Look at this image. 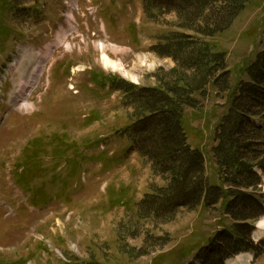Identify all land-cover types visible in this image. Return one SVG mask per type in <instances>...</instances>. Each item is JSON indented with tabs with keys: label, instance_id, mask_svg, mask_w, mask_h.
<instances>
[{
	"label": "rangeland",
	"instance_id": "374dc122",
	"mask_svg": "<svg viewBox=\"0 0 264 264\" xmlns=\"http://www.w3.org/2000/svg\"><path fill=\"white\" fill-rule=\"evenodd\" d=\"M219 1L179 2L150 17L144 0L0 3V264H198L223 252L224 232L235 230L242 247L257 251L246 264H264V237L246 219L264 218V93L250 75L264 71V0L221 13ZM103 52L123 69L104 65ZM32 72L38 80L23 91ZM123 82L138 89L130 95ZM169 92L185 94L181 122L189 145L206 156V188L221 185L229 200L211 187L203 200L166 201L170 162L154 166L132 152L133 121L150 116L152 94ZM153 121L142 125L155 128ZM229 137L249 169L240 186L215 157ZM39 139L44 172L30 189L21 185L26 198L9 170ZM43 182L40 199L48 201L35 209L34 187ZM182 252L191 261L177 259Z\"/></svg>",
	"mask_w": 264,
	"mask_h": 264
},
{
	"label": "trees",
	"instance_id": "16d2710c",
	"mask_svg": "<svg viewBox=\"0 0 264 264\" xmlns=\"http://www.w3.org/2000/svg\"><path fill=\"white\" fill-rule=\"evenodd\" d=\"M160 1L161 0H145L144 9L147 17H150L154 10H175L178 8L177 4L179 2H181L184 6H192L196 2L201 3L207 0H172V4L166 5H161ZM246 1L247 0H220L219 2L223 3H221L219 7V12L221 13L223 11L242 10ZM2 2L3 0H0V3ZM4 5L8 7V9L12 7L10 2H5ZM228 6H230V8ZM189 42L194 41L189 40ZM193 54L196 56V51H194ZM193 58H200V53H198V55ZM223 65L224 63H222V66ZM212 70L213 69H208V72H211ZM261 71H263V69ZM261 71L254 70V72H250L252 77L251 84L255 87L259 85V88L262 89V91L257 89L258 93L255 92L256 94L264 93V89L261 88L264 84V71ZM136 89L138 88H136L134 85L123 82V90L130 95H133ZM184 95L185 94L172 97L171 92L166 94H152V97H154L156 102H154V105L151 106L153 109L150 112V116H147L146 119L133 121L132 125L130 126L128 135L129 139L133 143V148L138 149V152L141 154V156L144 157V159L149 160L152 165L160 166L165 161L170 162V164L166 166L164 170V172L169 173L168 177L170 178V182L168 183L167 187L163 188L165 192L162 198L166 201H172L176 197L182 199L185 196H192L193 198L198 197L199 200H203L210 195L209 188L211 187L214 188L215 192L221 199L224 198L229 200L231 198L230 193H226L221 185L214 184L210 186L209 184L208 186L210 187L206 188V183H208V180H210V178L208 179V177L203 174L206 170V156L203 155V153L198 149H193L189 145L184 133V125L181 122V119L184 117ZM186 97L188 100H190V102L194 101V99H190L191 96ZM158 103H161V105L156 107V104ZM138 114H140V112ZM149 119L152 121L153 119L154 121H157L155 128L150 129L142 125L145 120ZM39 145L40 147H45V144H43L40 139L32 141L25 147V150L22 153L23 158L18 166L23 167L25 171L24 173L18 175V181L20 184H23V186L25 185L24 187H29V180L38 178L37 175H40L41 172H44V169L42 168L39 161L41 155L44 154V149L42 150V148H39ZM235 147V141L232 139V137H229L228 139L221 138L220 144L215 150V157H218L219 159L218 165L220 168L232 171L230 172L228 182L236 186H240V179L248 174L249 169L248 167H244L243 162L238 160V153ZM31 148L32 150H30ZM178 149L181 150L179 151ZM192 171H196L197 176L189 179L190 172ZM256 185L257 184L254 186ZM246 187L249 188V184H247ZM244 197L251 201L258 199L255 194H250L249 196L244 195ZM149 203H151V201ZM155 203H157V201L152 202V204H154L153 207L155 210H157L158 204ZM163 203L162 205L164 208ZM234 217L238 220L237 216ZM246 219L248 224H253L254 220L251 221L252 218ZM238 232L239 231L235 230L234 235L225 231V235L222 237L223 241L221 242L224 244H220L225 245V249L223 252L217 251L219 255H217L212 260L210 259L207 261V259L204 258V264H223L226 259L231 258L240 252L249 250V245L242 247L243 237H241ZM224 237H226V239H224Z\"/></svg>",
	"mask_w": 264,
	"mask_h": 264
},
{
	"label": "bare ground",
	"instance_id": "6f19581e",
	"mask_svg": "<svg viewBox=\"0 0 264 264\" xmlns=\"http://www.w3.org/2000/svg\"><path fill=\"white\" fill-rule=\"evenodd\" d=\"M102 60H103V64L106 65L107 67H114V68H121V69H123L122 66L119 65L117 62H114L113 60H111L106 55L105 52H103ZM36 70H38V69H36ZM33 72H34V70H33ZM33 72L31 73V77H28L29 79H27V81L25 82V89L26 88H31L32 87V84H34L35 81L38 80V79H35V77L37 78V76L40 75V72H38V75L34 74ZM257 227H258V229L260 231L257 233V236L256 237L254 236V237L259 240L262 237H264V218L261 219V221L258 223V226ZM252 258L253 257L250 254H240L239 256H236L234 259H231L228 264H246L248 262H251V259Z\"/></svg>",
	"mask_w": 264,
	"mask_h": 264
}]
</instances>
